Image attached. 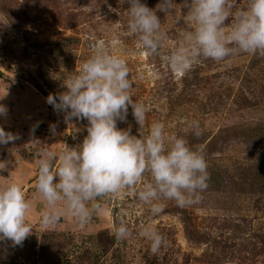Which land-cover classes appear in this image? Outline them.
I'll use <instances>...</instances> for the list:
<instances>
[{"label":"rangeland","instance_id":"1","mask_svg":"<svg viewBox=\"0 0 264 264\" xmlns=\"http://www.w3.org/2000/svg\"><path fill=\"white\" fill-rule=\"evenodd\" d=\"M144 2L155 8L158 0ZM247 2L237 0V7ZM128 7L125 0H0V104L7 108L0 126L18 137L0 145V161L18 168L0 172V183L21 184L31 201L32 227L22 245L0 242V264H264V57L200 58L187 71L174 72L166 57L187 27L182 0L160 14L159 54L142 51L128 31ZM97 42L126 60L133 97L149 108L146 131L161 121L169 134L203 145L210 180L198 204L180 208L169 201L152 218L135 192L125 190L104 197L86 224L64 208L57 221L42 222L47 206L32 166L45 148L59 154L66 144L82 143L88 124L66 122L47 97L66 90L63 78ZM193 120L200 122L199 138L186 131ZM129 126L136 134L131 107L127 121L118 122ZM121 219L133 232L123 241L114 234ZM150 221L167 241L156 255L138 235Z\"/></svg>","mask_w":264,"mask_h":264},{"label":"clouds","instance_id":"2","mask_svg":"<svg viewBox=\"0 0 264 264\" xmlns=\"http://www.w3.org/2000/svg\"><path fill=\"white\" fill-rule=\"evenodd\" d=\"M177 0H158L151 8L144 0H125L127 28L135 34L142 51L159 54L164 33L161 15L174 11ZM187 27L166 61L172 71H187L200 58L222 62L240 53L264 57V0H248L243 8L237 0H182ZM227 22V23H226ZM133 81L124 58L114 54L103 42L91 45L88 57L63 78L65 91L50 94L47 103L65 113V121L86 119L87 135L74 147L65 145L57 154L45 148L38 158L36 189L46 202L42 214L45 224L60 218L61 208L79 224H86L100 201L125 190L135 192L147 206L150 217L164 211L172 201L184 208L198 204L208 188L210 175L204 147L191 144L186 135L169 134L161 121L145 130L148 106L134 99ZM131 107L137 128H120ZM7 108L0 104V116ZM55 125H50L55 134ZM186 131L199 138L200 122L193 120ZM18 137L0 126V145ZM7 162L0 161V171ZM147 176V179H145ZM31 201L20 183H0V242L22 245L31 234L27 221ZM115 238L127 240L133 232L126 220L115 227ZM139 236L149 241L156 255L166 246L164 235L153 222L145 223Z\"/></svg>","mask_w":264,"mask_h":264},{"label":"crops","instance_id":"3","mask_svg":"<svg viewBox=\"0 0 264 264\" xmlns=\"http://www.w3.org/2000/svg\"><path fill=\"white\" fill-rule=\"evenodd\" d=\"M15 169L17 170L18 168H15V167H11L10 165H9V163H7V167L3 170V172H6V171H15ZM36 169H38V165L36 164H34L33 166H32V170H35L36 171ZM0 172H2V171H0ZM2 172V173H3ZM1 174V173H0ZM29 176H31V175H29ZM2 181H4L3 179H1ZM23 181V180H22ZM22 184H23V182H22Z\"/></svg>","mask_w":264,"mask_h":264}]
</instances>
